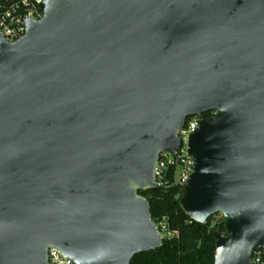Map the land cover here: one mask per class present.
<instances>
[{
    "label": "water",
    "instance_id": "95a60500",
    "mask_svg": "<svg viewBox=\"0 0 264 264\" xmlns=\"http://www.w3.org/2000/svg\"><path fill=\"white\" fill-rule=\"evenodd\" d=\"M0 35V264H131L163 240L142 196L187 118L178 204L220 216L213 264L264 249V0H44Z\"/></svg>",
    "mask_w": 264,
    "mask_h": 264
},
{
    "label": "trees",
    "instance_id": "16d2710c",
    "mask_svg": "<svg viewBox=\"0 0 264 264\" xmlns=\"http://www.w3.org/2000/svg\"><path fill=\"white\" fill-rule=\"evenodd\" d=\"M209 114L202 118H209ZM180 191L170 187L156 188L142 196L148 201L152 221L163 223L168 232L177 234L164 239L162 247L135 256L131 264H213L215 244L213 231L224 233L220 216H213L204 225L192 222L178 204Z\"/></svg>",
    "mask_w": 264,
    "mask_h": 264
},
{
    "label": "built area",
    "instance_id": "2783aa9c",
    "mask_svg": "<svg viewBox=\"0 0 264 264\" xmlns=\"http://www.w3.org/2000/svg\"><path fill=\"white\" fill-rule=\"evenodd\" d=\"M44 0H0V35L7 43H14L25 35L27 21L38 22L43 14L40 9ZM209 117L216 116L210 112ZM202 117H189L179 129L180 147L174 154H160L154 168L155 187L166 189L177 188L179 191L187 184L194 168V160L188 154V141L197 130ZM157 225V224H156ZM162 240L175 236L176 232H168L163 223L157 225ZM48 264H73L58 250L49 248ZM253 264H264V249L256 250L252 255Z\"/></svg>",
    "mask_w": 264,
    "mask_h": 264
},
{
    "label": "flooded vegetation",
    "instance_id": "af4514ba",
    "mask_svg": "<svg viewBox=\"0 0 264 264\" xmlns=\"http://www.w3.org/2000/svg\"><path fill=\"white\" fill-rule=\"evenodd\" d=\"M209 115H211V113H208Z\"/></svg>",
    "mask_w": 264,
    "mask_h": 264
}]
</instances>
